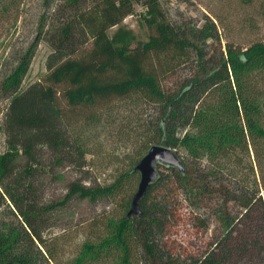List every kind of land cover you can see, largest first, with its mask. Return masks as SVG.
Masks as SVG:
<instances>
[{
    "label": "trees",
    "instance_id": "16d2710c",
    "mask_svg": "<svg viewBox=\"0 0 264 264\" xmlns=\"http://www.w3.org/2000/svg\"><path fill=\"white\" fill-rule=\"evenodd\" d=\"M137 5L142 7L140 32L125 22ZM57 12L45 79L21 90L47 15L0 85L10 96L4 125L12 135L0 153V206L6 203L14 215L8 222L0 220V264L48 259L43 235L48 213L72 196L96 200L120 193L125 212L108 219L98 241L84 243L75 264H264V39L247 45L228 40L209 57L205 50L207 42L219 38L214 19L224 28L232 26L229 30L250 26L263 18L264 0H222V17L208 16L210 23L198 31L172 22L161 0H61ZM192 51L195 75L166 85L175 67L161 58ZM61 97L90 109L116 98L141 100L155 106L156 116L144 121L130 167L112 183L73 181L62 201L44 205L34 182L20 187L37 169L38 143L54 153L70 147L60 131L66 124ZM90 114L97 116L96 111ZM153 144L175 149L185 170L159 164L158 179L140 200L141 213L128 216L134 193L125 180L138 179L134 167ZM76 150L83 155L80 146ZM23 152L26 165L7 182ZM182 223L200 241L191 244L192 250L173 238Z\"/></svg>",
    "mask_w": 264,
    "mask_h": 264
},
{
    "label": "rangeland",
    "instance_id": "374dc122",
    "mask_svg": "<svg viewBox=\"0 0 264 264\" xmlns=\"http://www.w3.org/2000/svg\"><path fill=\"white\" fill-rule=\"evenodd\" d=\"M60 1L0 0V85L3 77L16 65L18 52L27 48L35 39L39 23L42 17L47 15L45 33L36 46L21 90L35 81L45 79L50 70L49 57L53 51L54 40L50 35L56 25H59L57 11ZM161 3L169 19L189 31L191 29L198 31L210 23L207 17L214 19V13L221 14L222 17V0H161ZM5 6L8 10L4 9ZM234 9L232 6L231 12H234ZM250 9L247 8L246 12ZM141 12L142 7L137 5L135 14L125 19L136 32H140L142 28L139 24ZM214 20L219 38L207 42L206 57L210 56L214 47L219 48L220 52L222 44L225 48L228 40L247 45L254 40L264 39V16L261 19L259 17L255 23L251 22L250 26L244 28L233 26L231 30L228 28L232 26L226 25L224 28L221 22ZM82 41L83 38L79 39L80 45ZM174 57L161 58L164 64H172L175 67L172 68L175 69L174 73L171 72V76L164 82L169 86L175 81L194 76L198 69L194 51L181 57L176 56L175 59ZM261 86L264 84L261 83ZM9 97L0 86V153L8 149V140L12 136L4 125ZM60 104L67 117L61 120L66 124L60 131L67 138L70 147L64 152L61 150L54 153L49 145L38 143L35 150L37 169L32 176L22 181L26 182L20 187V190H24L27 181L34 182L37 199L44 205L62 201L73 181H80L88 186L112 183L130 167V158L135 156L134 152L143 139L144 121L156 116L154 105L141 103V100L136 104L135 100L130 98H116L96 109L71 106L63 97L60 98ZM91 111L97 112L96 118L92 119L94 115L90 114ZM78 146L83 150V155L76 154ZM70 150H74L76 155H70ZM251 158L254 161V153H251ZM27 160L24 152L17 157L9 176L11 178L7 179V182L22 172ZM137 173L138 179L136 175L131 181L125 180L133 185L131 194L138 188L140 173L138 171ZM125 201L121 193L116 196L99 197L96 200L75 195L51 209L43 232L47 242L44 253L48 259H44L41 264H75V258L80 255L84 243L87 240L98 241L106 232L108 219H117L125 212L126 209L122 205ZM7 203L12 205L9 199ZM181 211L182 214L187 213L185 208H181ZM13 219L14 215L6 203L1 205L0 220L8 222ZM185 219L184 217V221ZM183 224L174 228L173 238L181 241L184 249L192 250L200 241L195 240L197 237L192 236L193 231L189 226H182ZM100 261L89 264H100Z\"/></svg>",
    "mask_w": 264,
    "mask_h": 264
},
{
    "label": "water",
    "instance_id": "95a60500",
    "mask_svg": "<svg viewBox=\"0 0 264 264\" xmlns=\"http://www.w3.org/2000/svg\"><path fill=\"white\" fill-rule=\"evenodd\" d=\"M163 164L173 166L184 171L185 166L175 149L162 144H153L140 158L134 167V171L140 173V180L136 192L133 194L128 211L131 214H140V200L148 193L151 185L158 179L157 166Z\"/></svg>",
    "mask_w": 264,
    "mask_h": 264
}]
</instances>
